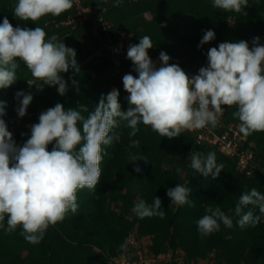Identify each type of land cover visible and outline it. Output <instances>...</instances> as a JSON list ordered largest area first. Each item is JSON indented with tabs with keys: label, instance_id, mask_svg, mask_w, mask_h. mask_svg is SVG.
<instances>
[{
	"label": "trees",
	"instance_id": "1",
	"mask_svg": "<svg viewBox=\"0 0 264 264\" xmlns=\"http://www.w3.org/2000/svg\"><path fill=\"white\" fill-rule=\"evenodd\" d=\"M83 6L105 9L111 27L94 16L83 27L45 26L73 14L68 0H0V264H14L20 249L24 264H104L121 249L130 216L154 254L264 264V0ZM122 32L130 37L125 72L149 73L155 60L166 73L189 67L188 80L218 96L222 121L238 120L241 136L260 141L241 146L257 170L246 174L238 157L175 128L170 110L190 108L177 84L154 80L170 110L148 114L104 50ZM81 38L103 51L100 62ZM32 109L39 113L15 121L5 146L10 121ZM167 155H191L214 171L163 170Z\"/></svg>",
	"mask_w": 264,
	"mask_h": 264
},
{
	"label": "built area",
	"instance_id": "2",
	"mask_svg": "<svg viewBox=\"0 0 264 264\" xmlns=\"http://www.w3.org/2000/svg\"><path fill=\"white\" fill-rule=\"evenodd\" d=\"M73 8V14L65 21L52 20L45 23V26L59 27L62 25H73V27H83L92 16L100 22L106 32L111 24L104 20L105 9H95L84 7L83 0H68ZM127 35L122 32L116 36H108L107 45L104 50L112 62L115 63V71L127 76L129 84L140 95V102L149 115L159 116L164 111L170 110L164 100L163 94L155 84L156 78H162L168 85H178L183 91L184 100L190 108L178 106L170 111L178 117L175 128L191 136L195 144L204 147L216 148L220 153L229 157H238V167L251 174L257 170V164L251 162V153L241 149L242 142H246L245 137L241 136L239 126L235 122H223L219 113L218 96L201 86L193 85L187 77V72L181 68H175L170 73H166V63L162 60L151 62L152 68L149 73L143 74L126 73L121 67L120 62H124L127 54ZM80 42L87 45V51L95 52L96 49L84 38ZM99 55L95 56L97 62L102 59L103 51L97 49ZM144 61H150V57L145 56ZM131 97V93L129 94ZM248 142V141H247ZM250 147L251 143H248ZM126 247L123 253L114 259L115 264H224L217 261L213 256L206 261L190 260L187 261L183 252L179 249H170L164 253L154 254L145 244H141L139 237L129 235L126 238Z\"/></svg>",
	"mask_w": 264,
	"mask_h": 264
},
{
	"label": "rangeland",
	"instance_id": "3",
	"mask_svg": "<svg viewBox=\"0 0 264 264\" xmlns=\"http://www.w3.org/2000/svg\"><path fill=\"white\" fill-rule=\"evenodd\" d=\"M147 17H150V15L147 14ZM127 41H130V37L129 36L127 37ZM86 50H87V48H86ZM97 55H99V51L96 50L94 52V57L97 56ZM64 61H66V59H64ZM189 70H191L189 67H188V69L185 70L187 72V74H188V71ZM114 75L116 77H120V76H123L125 74H123V73L118 74V72L115 71V69H114ZM123 79H124V77H123ZM115 92H116V87L115 86L111 87L110 88V94H114ZM117 104H118V102L113 101L111 107L116 108ZM36 112L39 113L38 111L32 109V110H30L29 112H27L24 115H17L12 121H10L9 127L5 131L4 137H3V140L5 142L4 143L5 146L8 147L10 145L9 143H11V140H12L13 135L15 133V128H14L15 121L18 122L19 124H21L24 121V118L25 117H29L30 115H33ZM142 117H143L142 112L136 113L134 115V119H135L136 122H141L142 121ZM232 121L235 122V123H237V124L239 123L238 120H232ZM238 126H239V124H238ZM243 131L245 132V134L243 135V137H245V139L248 142H251L252 147L253 146H256L257 144L260 143V141L257 142V140H256L257 138L255 136H253V135L250 136V134L247 131H245L244 129H243ZM111 139H112L113 142H116V143H118V142L121 141V137L117 133H111ZM134 145L135 144L133 142H130L128 144L129 147H132ZM141 157H142L141 154H137V156L135 158L136 159H141ZM175 165H177L179 168L183 169L184 171H187L188 173L200 172V171H202V169L206 170L208 173H212L214 171V168H213L212 165H210V164H204L199 159H197L196 157L194 158L191 155H167V156L164 157V159L160 163V167L163 170L170 169L171 167H173ZM261 171L264 172L263 166H262ZM7 185H8L7 187L5 186V190H9L10 189L9 184H7ZM104 204H106V203H104ZM104 207H105V205H104ZM128 220H129V222L131 221V223H130L131 226L128 229L129 232H128L127 235L128 236L129 235H132L133 237L134 236H137V237L141 236V237H139V239L141 241V244H145L146 246L149 247V245L151 243L150 238L148 236L140 235V233H139V231L137 229L136 223L133 222V220H132V216H130L128 218ZM6 233H9V232H6ZM127 235H126V238L128 237ZM6 236H7V234H6ZM38 239L39 238L37 236L36 237L34 236L35 242ZM126 245L127 244H126V239H125V241L123 242V245H122L121 249L119 250V252L117 251L118 253L116 252L115 255L109 256L107 258V260H106V263H104V264H115L114 263V259L117 256H119L120 254L123 253V249H124V247H126ZM25 257H26V251H23L22 249H20L14 255V261H15L14 264H24L25 263V260H24ZM209 258L210 257L208 255V257H206V258H197V259H192V260L206 261Z\"/></svg>",
	"mask_w": 264,
	"mask_h": 264
},
{
	"label": "clouds",
	"instance_id": "4",
	"mask_svg": "<svg viewBox=\"0 0 264 264\" xmlns=\"http://www.w3.org/2000/svg\"><path fill=\"white\" fill-rule=\"evenodd\" d=\"M237 124V123H236ZM240 127V126H239ZM252 147V146H251Z\"/></svg>",
	"mask_w": 264,
	"mask_h": 264
}]
</instances>
